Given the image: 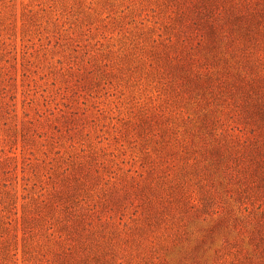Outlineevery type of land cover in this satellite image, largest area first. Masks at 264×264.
I'll use <instances>...</instances> for the list:
<instances>
[{
    "label": "rangeland",
    "instance_id": "rangeland-1",
    "mask_svg": "<svg viewBox=\"0 0 264 264\" xmlns=\"http://www.w3.org/2000/svg\"><path fill=\"white\" fill-rule=\"evenodd\" d=\"M0 264H264V0H0Z\"/></svg>",
    "mask_w": 264,
    "mask_h": 264
},
{
    "label": "trees",
    "instance_id": "trees-1",
    "mask_svg": "<svg viewBox=\"0 0 264 264\" xmlns=\"http://www.w3.org/2000/svg\"><path fill=\"white\" fill-rule=\"evenodd\" d=\"M65 170H68V168H66ZM63 194H64V192L62 191V190H56V195L58 196V197H61V199H63ZM49 205H53V201H52V199H50V200H48L47 202H46V206H49ZM64 207H67V205H65ZM38 215V217L39 218H41V219H46L45 218V215H44V213L43 214H37ZM31 217V218H36V216L35 215H33V214H30V215H28L27 217ZM29 217V218H30ZM100 219L102 218L101 216L99 217ZM24 220H26L27 221V219H26V217H24L23 218ZM87 224H89V225H91L92 224V221L90 220V221H88V222H86ZM14 236H16V235H14ZM68 248H70V247H68Z\"/></svg>",
    "mask_w": 264,
    "mask_h": 264
}]
</instances>
